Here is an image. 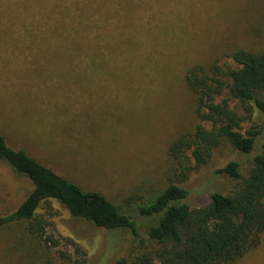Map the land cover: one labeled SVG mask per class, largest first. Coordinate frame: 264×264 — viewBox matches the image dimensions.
I'll return each instance as SVG.
<instances>
[{
  "label": "rangeland",
  "instance_id": "rangeland-1",
  "mask_svg": "<svg viewBox=\"0 0 264 264\" xmlns=\"http://www.w3.org/2000/svg\"><path fill=\"white\" fill-rule=\"evenodd\" d=\"M263 43L264 0H0V133L81 187L124 205L172 178L168 146L199 123L185 70ZM263 141L264 131L245 154L222 140L180 183L189 189L187 202L226 192L233 181L212 171L231 159L244 170ZM31 188L0 161V214ZM50 203L38 212L55 243L38 249L22 225L5 226L0 264H113L127 252V230L95 226ZM131 213L143 235L152 218ZM232 264H264V233Z\"/></svg>",
  "mask_w": 264,
  "mask_h": 264
},
{
  "label": "trees",
  "instance_id": "trees-1",
  "mask_svg": "<svg viewBox=\"0 0 264 264\" xmlns=\"http://www.w3.org/2000/svg\"><path fill=\"white\" fill-rule=\"evenodd\" d=\"M229 61L219 57L194 63L184 73L199 123L178 133L168 146L173 176L163 185H152L124 205L97 189H87L11 146L0 133V161L25 175L32 188L11 211L0 214V230L22 225L29 245L39 249L55 240L46 231V218L55 199L68 212L108 230L132 234L129 248L113 264H232L260 244L264 233V141L242 170L236 159L212 171L233 181L226 191L211 190L205 201L187 202L185 181L194 167L205 164L222 140L249 154L264 126L254 121L256 110L264 118V43L258 48L237 47ZM252 121L247 127L244 122ZM151 217L141 235L132 209ZM27 244V245H28Z\"/></svg>",
  "mask_w": 264,
  "mask_h": 264
}]
</instances>
